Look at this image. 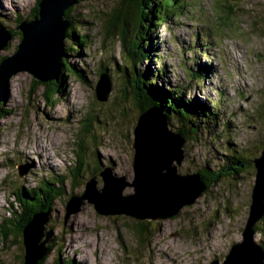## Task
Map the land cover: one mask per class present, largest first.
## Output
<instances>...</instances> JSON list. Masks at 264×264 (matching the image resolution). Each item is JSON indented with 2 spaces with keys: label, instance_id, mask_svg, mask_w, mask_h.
<instances>
[{
  "label": "rangeland",
  "instance_id": "rangeland-1",
  "mask_svg": "<svg viewBox=\"0 0 264 264\" xmlns=\"http://www.w3.org/2000/svg\"><path fill=\"white\" fill-rule=\"evenodd\" d=\"M35 1L0 0V24L14 30L0 50V57L16 49L21 37L16 30L17 19L31 18ZM186 4L190 7L170 22V28L153 26L148 31L151 16L147 13L140 20L144 29L139 36L135 27L139 20L138 0H79L67 14L80 20L74 24L89 35V42L80 57L68 53V58L70 63L85 67L86 78L63 71V87L49 102L42 94V82L35 83L29 72L20 71L10 77L0 103L5 111L0 116V264L25 261L19 231V223L24 220L18 204L21 187H34L42 178L70 177L76 172L80 179L63 181L64 198L50 204L43 229H50L54 249L46 252L42 264H208L215 258L222 262L232 243L242 240L255 178L252 162L235 179L231 178L233 171L226 170L227 176L219 178L174 217L147 224L148 220L138 221L125 214H99L87 200L80 210L66 216L71 186L72 193L82 194L94 167L98 169L100 165V170L108 169L126 181L133 179L131 147L124 140L126 135L132 137L131 131L125 129L129 122L120 113H110V124L98 122L123 85L121 72L115 67L131 60L122 53L117 32L108 38L104 35V22L120 8L127 12L131 23L130 37L141 38L142 45L149 40L158 45L154 55L159 57L158 63L166 65V80L171 84L189 83L187 69L197 70L199 63L210 65L202 84H188L192 87L187 97H220L224 109L221 123L226 118L228 126L224 127L229 132L223 136L245 152L255 156L261 153L264 0H191ZM101 65L112 71L105 102L94 95ZM134 111L137 108L129 104L124 109L126 116ZM213 129L217 125L201 128L197 140L189 143L179 172H192L203 165L214 169L216 163L224 162L221 148L226 138L211 139L208 132ZM20 168L25 169L22 175ZM98 171L94 177L100 189ZM132 192V187H126L122 194ZM11 208L17 211L16 221ZM138 222H144L147 230L142 231ZM262 222H256L257 242Z\"/></svg>",
  "mask_w": 264,
  "mask_h": 264
},
{
  "label": "water",
  "instance_id": "water-1",
  "mask_svg": "<svg viewBox=\"0 0 264 264\" xmlns=\"http://www.w3.org/2000/svg\"><path fill=\"white\" fill-rule=\"evenodd\" d=\"M78 1L39 0L34 17L17 24L20 41L12 54L0 60V103L7 93L10 77L20 71L29 72L40 82L52 81L59 76L68 28L65 10ZM10 37L11 32L0 27V50L8 44ZM110 89V78L102 73L95 84L94 95L104 102ZM138 107L130 115L122 116L129 122L125 129L132 134L131 139L130 135L124 137L131 147L132 181L115 177L108 169H99L101 188L97 189L96 178L90 177L82 194H71L66 203V216L80 210V205L87 200L99 214H125L138 221L163 220L178 215L183 206L194 203L214 184L207 185L197 171L181 173L178 170L194 139L171 128L164 112L156 105ZM252 163L255 178L242 240L232 243L222 262L215 258L208 264H264V252L254 238V225L264 215V149ZM23 173L25 169L20 168L19 174ZM126 187H132L133 192L123 195ZM47 214L34 213L23 228L24 264H35L47 252L49 233L42 239Z\"/></svg>",
  "mask_w": 264,
  "mask_h": 264
},
{
  "label": "trees",
  "instance_id": "trees-1",
  "mask_svg": "<svg viewBox=\"0 0 264 264\" xmlns=\"http://www.w3.org/2000/svg\"><path fill=\"white\" fill-rule=\"evenodd\" d=\"M190 1L191 0H138L139 20H136L135 22L138 35L141 36V32L144 29V27L140 25V20L144 19L143 16L147 13L151 16L150 20H148V31L153 26L158 27L163 25L170 28V22L174 18L180 16L186 8L190 7L186 4ZM38 2L39 0L35 1L32 8L33 11L31 18L23 19L22 17H19L17 19L18 24L22 20H30L34 17L38 9ZM67 10L68 9L65 10V17L68 20V28L65 35L68 42L64 41L66 43V47L64 57L61 60L59 76L52 81L42 82L44 86L42 94L44 99L49 102H52L57 98L58 92L60 91L59 89L63 87V81L65 78L64 72L76 74L82 79L86 78L85 67L81 68L76 64L70 63L68 53H73L75 56L80 57L82 53L81 50H83L87 42H89V35L85 33L80 26L74 24V21L79 22L80 20L69 18ZM230 11L233 10L231 9ZM153 20H155V22H153ZM104 23L105 38H108L111 33L117 32L119 35L121 51L131 60L127 64L121 62L122 64H120L119 67H115V70H119V72H121L123 85L121 90L118 89L119 93H117L114 97V101H112L111 106H109L106 115H103V118H100L98 122L110 124V113H120L121 116H126L124 109L128 104L135 107L139 106L138 108H145L148 104H150L161 108L169 121V126L180 130L185 136H187L186 138H193L194 140H197V137L200 135L201 128H205L207 126L209 128L210 126L216 125L217 129H213L212 131L209 130L210 132H208V136L211 139L213 138L214 141L226 138L223 135H227L229 132L224 126H228V122L225 118V122L221 123V115L224 113V109L222 107V100L220 97H207L200 99L196 96L193 98L192 96L187 97L186 95L192 87V85H188L191 81L200 85L203 83L204 76L207 73H210L211 68L208 63H199L197 70H193V68H190L189 70L187 69L188 72L186 74L189 79L186 77V80H189V83L183 85L181 84V86L173 85L166 80V76L168 75L166 65L164 62L158 63L157 59L159 57L154 55L158 49V45L155 43L153 44L151 40H149L147 44L142 45L139 41L141 38L130 37L131 23L127 20V12H124L123 9L120 8L113 18L107 19ZM0 27L10 31L11 33L14 31L9 30V28H6L1 24ZM198 52L196 53L198 54ZM1 59L2 56L0 57V60ZM102 73H106L110 78V73H112V71L101 65L99 75ZM33 81L37 84H41L37 80ZM127 101L128 103H126ZM4 112L2 104H0V116H3ZM224 142L225 147L221 148V151H223L222 155L225 158L224 162L221 164L216 163V168L214 169H210V167L203 165L200 166L198 170H195L199 173L201 179L207 185L216 183L219 178L222 180L223 177L228 175V173H226V170L228 169L233 171L231 178L235 179L239 176V173L244 172L251 167L253 157H256L249 152H245L241 147H239V145L236 146V144H233V142L227 140V138ZM262 149H264V145H262ZM99 169L100 165L98 169L94 167L90 174H88L89 178L93 177ZM76 173L71 174L70 177L50 176L48 178H42L34 187H21L22 189L20 190L18 197V204L23 214L22 218H24V220L19 223V231L21 234L24 226L32 218L34 213H49L51 210L50 204L52 203V200L64 198L65 189L63 187V181H67L69 179L71 182V179H80L79 177H81V175L79 172ZM73 190L74 186L72 185L69 190L71 193L68 195L67 201ZM11 213L14 217L13 220L16 221L15 216L17 211L12 209ZM261 219L263 221V228L259 231L261 238L258 243L264 252V215ZM149 223L150 221H147V224ZM138 224L142 231H144V229L147 230V225L144 224V222H138ZM256 227L257 224L254 225V233H257ZM43 232L49 233L50 240L46 243V247L47 252H50L54 249L52 244V233L50 229L46 228L43 229ZM45 237L46 235H44L42 239ZM44 259L45 257H42L35 264H42Z\"/></svg>",
  "mask_w": 264,
  "mask_h": 264
},
{
  "label": "bare ground",
  "instance_id": "bare-ground-1",
  "mask_svg": "<svg viewBox=\"0 0 264 264\" xmlns=\"http://www.w3.org/2000/svg\"><path fill=\"white\" fill-rule=\"evenodd\" d=\"M3 98H4V96H3ZM1 102H2V101H1ZM99 261H100V262H102V260H101L100 256H99Z\"/></svg>",
  "mask_w": 264,
  "mask_h": 264
}]
</instances>
